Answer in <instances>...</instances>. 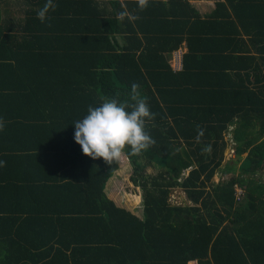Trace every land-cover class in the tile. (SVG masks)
Returning <instances> with one entry per match:
<instances>
[{
  "label": "trees",
  "instance_id": "trees-1",
  "mask_svg": "<svg viewBox=\"0 0 264 264\" xmlns=\"http://www.w3.org/2000/svg\"><path fill=\"white\" fill-rule=\"evenodd\" d=\"M214 1L54 0L41 23L45 0H0V264H264V0ZM132 83L155 113L122 154L142 216L72 124ZM230 129L247 155L215 183Z\"/></svg>",
  "mask_w": 264,
  "mask_h": 264
},
{
  "label": "clouds",
  "instance_id": "clouds-1",
  "mask_svg": "<svg viewBox=\"0 0 264 264\" xmlns=\"http://www.w3.org/2000/svg\"><path fill=\"white\" fill-rule=\"evenodd\" d=\"M148 0H139V7L144 8ZM54 0H45L37 12L41 23L49 20L50 12L55 10ZM121 18L136 19L127 11L119 13ZM140 86L132 83L128 100L110 98L98 106L90 105L87 114L76 120L74 141L82 152L93 158H103L108 163L119 161L126 146L132 153H139L155 143L146 130V121L154 117L148 98L141 94ZM4 127L0 118V130ZM0 160V166L4 165Z\"/></svg>",
  "mask_w": 264,
  "mask_h": 264
},
{
  "label": "rangeland",
  "instance_id": "rangeland-1",
  "mask_svg": "<svg viewBox=\"0 0 264 264\" xmlns=\"http://www.w3.org/2000/svg\"><path fill=\"white\" fill-rule=\"evenodd\" d=\"M194 5L196 4H202L201 10H206V7L203 5L206 3L207 7L212 5V2L214 0H193ZM226 139H227V147L225 149V159L224 163L221 166L220 169L215 174L214 181L215 183L219 181H223L227 177H230V175H227L222 172L225 168V164L229 163L234 164L237 168L236 174L240 173V170H238L239 165L241 164L242 160L246 157L247 153L243 154L239 161H234L236 158L235 155V142L233 141V133L232 129H230L226 133ZM120 166L121 169L119 172H117L109 181L107 188V194L108 196L114 200L119 205L127 207L129 210L134 212L135 214L142 216V203H141V197H140V190L135 187L131 181L130 175L131 171L129 170L127 159L124 155H121L120 157ZM153 169H148V174H154ZM262 174L261 182L264 183V169L259 172L258 175ZM239 192H242L240 188H237ZM118 194V196H117ZM171 199L172 201H178L181 202L185 200V193L183 190L177 188L172 191L171 193Z\"/></svg>",
  "mask_w": 264,
  "mask_h": 264
},
{
  "label": "built area",
  "instance_id": "built-area-1",
  "mask_svg": "<svg viewBox=\"0 0 264 264\" xmlns=\"http://www.w3.org/2000/svg\"><path fill=\"white\" fill-rule=\"evenodd\" d=\"M186 51V48L181 47L175 52H173L172 59H171V66L174 70L180 71L183 67V55Z\"/></svg>",
  "mask_w": 264,
  "mask_h": 264
},
{
  "label": "crops",
  "instance_id": "crops-1",
  "mask_svg": "<svg viewBox=\"0 0 264 264\" xmlns=\"http://www.w3.org/2000/svg\"><path fill=\"white\" fill-rule=\"evenodd\" d=\"M192 2H193V0H192ZM214 2H215V1H214ZM214 2H212V5H211V6L214 5ZM193 3H194V2H193ZM203 5L206 7V9L208 8L207 5H206V3L203 4ZM196 6H198V8H200V7L202 8V4H200V5H199V4H196ZM201 8H200V9H201ZM139 195H140V194H139ZM117 196H118V194H117ZM140 197H141V196H140Z\"/></svg>",
  "mask_w": 264,
  "mask_h": 264
}]
</instances>
